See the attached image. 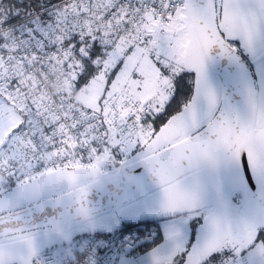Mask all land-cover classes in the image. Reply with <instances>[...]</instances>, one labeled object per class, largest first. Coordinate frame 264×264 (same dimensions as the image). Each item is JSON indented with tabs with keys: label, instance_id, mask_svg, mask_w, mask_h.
I'll list each match as a JSON object with an SVG mask.
<instances>
[{
	"label": "built area",
	"instance_id": "2783aa9c",
	"mask_svg": "<svg viewBox=\"0 0 264 264\" xmlns=\"http://www.w3.org/2000/svg\"><path fill=\"white\" fill-rule=\"evenodd\" d=\"M188 1L56 0L1 27L0 95L20 113L23 124L0 156V181L12 186L13 173L25 183L40 173L89 168L101 160L108 168L119 167L114 150L123 153L150 141L154 132L141 118L147 106L154 107L132 92L113 93L96 109L75 101L71 66L79 64L80 57L72 55V45L95 39L101 46L98 59L102 62L122 39L136 45H144V40L147 45L159 43L177 7ZM85 149L91 150V161ZM70 151L77 153L75 162L70 157L58 159L61 154L68 157ZM129 227H121L125 229L120 238L123 243L113 242L111 233H89L72 252L49 249L39 253L33 264H121L123 256L153 237L144 225L127 231ZM101 241L107 245L103 251L98 250Z\"/></svg>",
	"mask_w": 264,
	"mask_h": 264
},
{
	"label": "rangeland",
	"instance_id": "374dc122",
	"mask_svg": "<svg viewBox=\"0 0 264 264\" xmlns=\"http://www.w3.org/2000/svg\"><path fill=\"white\" fill-rule=\"evenodd\" d=\"M217 1L221 10L219 14L221 28L226 39L230 40L231 36L232 38L236 37L234 33L239 32V36L242 39L240 43L241 49L254 72L258 99L255 121V135L257 136L264 123V20L256 24L257 19L249 18L245 22L246 24H241L238 26L239 29L235 27L230 32L228 3H225L224 0ZM2 14L3 11L0 8V15ZM193 47L194 53H192ZM129 49H133V51L129 53ZM157 53L164 54L165 58L161 59V63L165 67H170L171 72L174 73L181 71L195 72L204 62L207 53L195 28L190 2L184 3L179 8L177 7L172 21L164 26L159 43L145 46L136 45L129 39L120 40L103 58L102 67L97 71L99 74L96 73L87 85L73 94L75 101L84 107L96 109L104 98L113 93L130 91L142 102L152 104L155 111L161 110L172 93V80L170 76L162 74L153 59L150 58L151 55H156ZM121 59L124 60V65L120 67L115 79L109 81V73L116 68ZM156 59H160V56L156 55ZM209 73L214 83L217 79L220 80L211 63H209ZM221 102L222 98L212 101L205 95L201 96L199 103L195 107L192 106L190 101L183 111L171 118L159 132L153 134V137H155L153 143L157 142L156 151H162L178 144L207 126L214 119ZM157 105L159 107H156ZM22 124L23 119L20 113L0 95V128L4 129V135L0 136V156L7 152L11 144L8 132L21 127ZM255 135L254 137H256ZM256 142L254 141L255 166L257 176L262 177L264 149ZM149 143V140H145L139 145V148L145 150L149 147ZM136 147L134 146V148ZM155 154L156 152L150 156ZM223 161L228 162V156L226 154L217 155L186 176L148 194L147 198L141 197L139 201L134 202L135 206L128 203L120 207L116 210L117 216L127 212L133 217L137 210L142 214L161 210L155 208L159 204L165 205L164 202L172 199L173 201L177 199V201L183 202L187 197L181 201L182 196L179 193L185 190L188 185L196 184L198 179L207 177L208 173ZM236 163L237 157L234 156L231 158L229 165L232 168H238L239 163ZM60 170L62 169H57L50 173ZM93 170L105 175L108 167L101 160L94 164ZM34 180L17 185L15 187V195L13 196H0V214L12 212L18 207L29 204L32 201L37 202V200L45 199L48 195H44L46 192L44 186L30 187ZM202 199L198 198L187 207L181 209L179 211L182 213L181 216L187 219L195 215L196 213L193 211V208L197 206V201L203 203ZM208 208L217 211L215 206H209ZM223 215L230 224L229 231L221 237L207 240L195 253L193 257L195 264H201L212 252H219L224 247H230L231 241L235 240L237 236L264 229V206L253 198L249 191L240 190L233 193L232 204L227 214ZM117 224H120L118 220L105 221L98 215L73 222L66 226L67 230L63 242L51 247L50 250L65 248L67 252H72L80 245L83 235L98 233L103 230V227H111ZM64 227L57 226L44 231L57 232L63 230ZM20 236H13V238L17 239ZM8 239L6 238V240ZM177 240L170 241L166 247L157 250L165 254ZM39 253L41 252H37L31 256L26 255L15 264H33L35 257ZM180 258L181 256L176 261L168 264H179Z\"/></svg>",
	"mask_w": 264,
	"mask_h": 264
},
{
	"label": "water",
	"instance_id": "95a60500",
	"mask_svg": "<svg viewBox=\"0 0 264 264\" xmlns=\"http://www.w3.org/2000/svg\"><path fill=\"white\" fill-rule=\"evenodd\" d=\"M188 2L191 4L195 28L207 55H215L214 52L209 50L210 42H228L220 30L217 0H197L196 7H193L192 0ZM224 2L228 3L230 31L235 27L239 29L238 26L246 24L245 22L249 18L257 19L256 24L264 20V0H224ZM235 35L236 37L232 38L231 36L229 41L240 44L242 39L239 36V32L234 33ZM192 53H194V47ZM233 54L237 57V60L228 68L229 72L236 74V86L229 85L228 87L229 94L232 95L231 107L226 106L222 100L214 119L207 126L186 140L158 152L163 154L166 163L156 165L158 174L146 175L144 183L148 185V194H150L186 176L217 155L226 154L228 162L223 161L222 166L214 175L210 173L207 177L198 179L196 184L188 185L185 190L180 192L181 201L187 197L183 202L177 201V199L173 201L172 199L164 202L165 205L159 204L155 208L161 210L144 213L143 215L152 217L175 213L178 216L182 214L179 212L181 209L187 207L198 198H203V203L207 207L215 206L217 211L227 214L232 204L233 193L240 190L249 191L251 196L264 206V188L248 190L244 185L243 174L240 170L241 156L247 155L253 173L257 176L254 150L258 103L256 81L252 66L248 60L244 59L239 52H234ZM213 66L222 82L223 71L228 66V59L225 57L217 65ZM237 90L239 94L234 95ZM234 156L237 157L239 167L227 169V166H230L231 158ZM153 157L156 158V154ZM78 184H84L85 186L32 207L0 215V222H2L0 223V232L3 233L5 238H10L47 230L48 228L43 227L46 221L39 219V217L44 213H48V218L51 219L53 215L52 204L56 201L62 198L69 200L72 207V212L68 217L64 219L57 217L59 221L57 226H65L63 230L25 242L0 247V264H13L26 255L31 256L37 252L49 250L51 247L63 242L67 230L66 226L95 216V213L84 214L76 211L82 194L88 201H91L93 206H97L101 200L107 203L109 196L113 198L114 206H118L116 210L128 204L124 200L126 181L113 173L99 174L93 170V167L60 170L45 174L35 178L30 187L44 186L46 188L44 195H48L51 191H61L69 186ZM80 190H83V193ZM129 191L135 193L136 187L132 186ZM195 208L196 206L193 209ZM134 220L135 216L127 224L122 225L120 223L111 227H103V230L97 234L112 233L116 229L134 224Z\"/></svg>",
	"mask_w": 264,
	"mask_h": 264
},
{
	"label": "snow or ice",
	"instance_id": "6c2138e0",
	"mask_svg": "<svg viewBox=\"0 0 264 264\" xmlns=\"http://www.w3.org/2000/svg\"><path fill=\"white\" fill-rule=\"evenodd\" d=\"M197 0H192L193 7H196ZM73 41L76 37L71 38ZM89 38H85L83 41H77L73 43L72 47L75 50L72 55L80 57V63H73L71 66V75L75 80L77 88L82 87L87 79L92 76L91 69H100L102 62L98 59V53L101 52V46L95 39H92L91 43H88ZM81 44L85 47L81 49ZM146 46L147 40L143 41ZM209 50L214 52L215 55H206L204 62L200 68L195 72L181 71L179 73L171 72L170 67H165L161 63V59L165 56L163 53H157L160 59H156V55H151L157 68L160 69L161 73L170 76L172 80V93L168 98V101L164 104V107L160 111H154L149 105L145 109V114L141 118V122L147 126L151 125L152 131L159 132L172 116L176 115V112H169L173 104L176 102L177 95L179 93V84L185 79V77L191 76L193 78V87L190 89L193 92L191 97L192 106L195 107L202 95L208 96L210 100L215 101L218 98H222L224 104L231 107L232 95L229 94L228 87L232 85L235 87L236 74L229 72L228 68L232 66L237 57L233 54L238 52L239 48L235 42H224L220 41L210 42ZM133 49H129L131 53ZM228 59V66L223 71V81L219 79L214 83L209 73V63L217 65L220 60L224 58ZM124 65V60L121 59L120 63L117 64L116 68L109 73V79H115L117 72L120 67ZM99 74V73H97ZM219 75V74H218ZM237 90L234 95H238ZM156 107H159L157 105ZM180 110H184V106H180ZM157 121H160L157 124ZM21 128L12 129L8 132L10 138L20 132ZM4 135V129L0 128V136ZM100 149H97L99 152ZM151 146L147 150L140 149L139 145L136 148H132L126 152L120 153L118 150H114V155L117 156L116 163L119 167H113L112 173L118 177H122L126 181L124 189V200L130 205H134V202L139 201L140 197L147 198L148 196V185L144 183L146 175L158 174L156 165H163L166 160L162 153H156V158L149 155L152 152ZM89 160L92 159V153L90 149H85ZM77 153L70 151L68 157L61 154L58 159L68 160L71 158L72 162H75ZM83 159V157H81ZM55 162V161H54ZM240 170L243 174V182L248 190L260 189L264 187V177H258L253 173L252 167L249 163L247 155H242L240 159ZM26 175V174H24ZM41 176L44 173H40ZM15 184L22 183V177L13 173ZM15 184L12 186L5 185L4 182L0 181V196H13L15 195ZM135 186L136 192L132 193L129 189ZM83 193V190H80ZM116 207L113 203V198L109 196L107 203L103 200L99 202L97 206H93L91 201H88L82 194L79 200V206L76 208L78 213L92 214L95 213L102 220L112 221L118 220L122 225L127 224L133 217L127 212L121 213L117 216ZM195 215L185 219L183 216L177 218V215H161L148 217L143 215L139 210L135 213L134 224L130 225L129 230L131 231L138 225H144L146 227L154 228V240L156 241V248L160 249L166 247L170 241L181 239L183 243V252L179 264H195L193 257L195 253L201 248V246L209 239L218 238L226 234L230 229V224L226 217L219 211H213L208 208L202 202L197 201L195 209ZM53 215L51 219L48 218V213L42 214L39 219H43L46 223L43 225L45 228H55L58 224L57 217L61 219L68 217L72 212V207L69 200L61 199L52 204ZM2 223V222H0ZM39 227V226H38ZM124 228L114 230L111 235L113 236V242L119 240L121 243L125 240L120 238L123 236ZM119 233L117 236L116 233ZM7 243L3 233L0 232V247ZM101 247L99 251H103L105 243L100 242ZM201 264H264V229L256 230L254 233L249 232L237 236V238L231 241L230 247H224L219 252H212Z\"/></svg>",
	"mask_w": 264,
	"mask_h": 264
},
{
	"label": "trees",
	"instance_id": "16d2710c",
	"mask_svg": "<svg viewBox=\"0 0 264 264\" xmlns=\"http://www.w3.org/2000/svg\"><path fill=\"white\" fill-rule=\"evenodd\" d=\"M54 1L56 0H0V8L3 11V14L0 15V28L4 27L7 24L17 22ZM237 45L239 46V44ZM90 71L92 72L91 78L87 79V82L80 88H77L75 85V93L80 91L85 85L88 84V82L96 75L98 69L90 68ZM111 80L109 79V81ZM192 87L193 78L191 76L185 77V79L179 84V93L177 95L176 102L169 110L170 113L174 111L177 113L176 115H178L181 112L180 106L183 105L185 108L189 104V102L191 101V97L193 96V92L190 91ZM174 116H172V118ZM159 123L160 121H157V124ZM148 228L151 230L154 237V228L150 226ZM153 237L150 241L140 246V248L134 251L131 255L137 256L156 247V241Z\"/></svg>",
	"mask_w": 264,
	"mask_h": 264
},
{
	"label": "crops",
	"instance_id": "0c3cea01",
	"mask_svg": "<svg viewBox=\"0 0 264 264\" xmlns=\"http://www.w3.org/2000/svg\"><path fill=\"white\" fill-rule=\"evenodd\" d=\"M256 143L264 149V123L262 129L255 137ZM262 177H264V166H262ZM182 215V214H181ZM181 215H178L179 218ZM183 243L181 240H177L169 249L167 253H160L156 247L150 249L144 254H139L137 257L133 255H125L122 257L121 264H168L176 261L183 252Z\"/></svg>",
	"mask_w": 264,
	"mask_h": 264
},
{
	"label": "flooded vegetation",
	"instance_id": "af4514ba",
	"mask_svg": "<svg viewBox=\"0 0 264 264\" xmlns=\"http://www.w3.org/2000/svg\"><path fill=\"white\" fill-rule=\"evenodd\" d=\"M221 8H222V7H221ZM220 11H221V10H220V8H219V6H218V1H217L218 22H219L220 30L222 31V28H221V20H220V17H219ZM230 32H231V31H230ZM222 33H223V35L225 36V34H224L223 31H222ZM228 42H233V41H229V40H228ZM235 43H237V42H235ZM237 44H239V43H237ZM238 48H239V51H238V52L244 57V59H246V58H245V54L243 53L240 44H239ZM154 138H155V137H152V138H151L150 143H149V145H148V146H151L152 149H153L152 152H149V155L153 154L154 152H156V153H158V151L160 152V150L156 151V149H157V144H156V143H157V142L153 143ZM148 148H149V147H148ZM148 148H147V149H148ZM147 149H145V150H147ZM222 164H223V162H222L219 166H217V168L212 169L210 173H211L212 175H214V174L220 169V167L222 166ZM229 168L231 169V166H229V167L227 166V169H229ZM112 169H113V167H109V168H108V171H107L106 174L112 173ZM225 170H226V167H225ZM225 170H224V171H225ZM210 173H208V174H210ZM83 186H85V185H84V184H78V185L69 186V187H67V188H65V189H63V190H61V191H51V193H49L48 196H47L45 199L37 200V202H33L32 200H30V201H32L31 203H29V204H24V205L18 207L16 210L12 211V212L20 211V210H23V209H26V208L32 207V206H34V205L40 204V203H42V202H45V201H47V200H51V199L57 198V197H59V196L66 195V194H68V193H70V192H72V191H75V190H77V189L82 188ZM22 204H23V203H22ZM8 213H11V212H8ZM4 214H7V213H3V214H0V215H4ZM49 233H56V232L39 231V232L30 233V234H23V235H21V236H20L19 238H17V239H15V238H13V237H12V238H9V239L7 240V243H6L5 245H12V244L20 243V242H25V241H28V240H31V239H34V238H39V237H41V236H43V235H47V234H49ZM83 236H84V235H83ZM13 264H15V263H13Z\"/></svg>",
	"mask_w": 264,
	"mask_h": 264
},
{
	"label": "bare ground",
	"instance_id": "6f19581e",
	"mask_svg": "<svg viewBox=\"0 0 264 264\" xmlns=\"http://www.w3.org/2000/svg\"><path fill=\"white\" fill-rule=\"evenodd\" d=\"M179 7H181V6H179ZM179 7H178V8H179ZM183 7H184V6H183ZM255 136H256V135H255ZM255 139H256V138H255Z\"/></svg>",
	"mask_w": 264,
	"mask_h": 264
}]
</instances>
